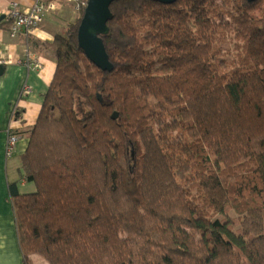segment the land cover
I'll list each match as a JSON object with an SVG mask.
<instances>
[{"label": "trees", "instance_id": "obj_1", "mask_svg": "<svg viewBox=\"0 0 264 264\" xmlns=\"http://www.w3.org/2000/svg\"><path fill=\"white\" fill-rule=\"evenodd\" d=\"M85 7L38 41L57 67L21 155L36 190L9 184L23 264H264V0H116L111 71Z\"/></svg>", "mask_w": 264, "mask_h": 264}, {"label": "crops", "instance_id": "obj_2", "mask_svg": "<svg viewBox=\"0 0 264 264\" xmlns=\"http://www.w3.org/2000/svg\"><path fill=\"white\" fill-rule=\"evenodd\" d=\"M33 2L0 0V56L6 60L4 72L0 75V264H23L9 184L17 181L21 193L36 190L35 184L23 177L21 155L28 147L29 131L38 120L57 67L56 60L38 46V41L54 40L55 34L77 18L72 3L56 0V9L49 12L43 23L31 34L21 33L12 37L11 20L8 17L10 7L17 4L19 10L25 11ZM30 57L39 60L41 67L28 65ZM24 88H27L26 92ZM17 107L22 111L20 117L13 115ZM10 130L20 138L14 154L8 157L6 145ZM31 259L34 264L47 263L36 254L31 255Z\"/></svg>", "mask_w": 264, "mask_h": 264}, {"label": "water", "instance_id": "obj_3", "mask_svg": "<svg viewBox=\"0 0 264 264\" xmlns=\"http://www.w3.org/2000/svg\"><path fill=\"white\" fill-rule=\"evenodd\" d=\"M116 0H88L78 29L79 46L84 50L87 58L98 68L111 71L114 65L110 61L102 36L109 33L108 22L112 18L111 4ZM163 3H173L176 0H159ZM4 65L0 64V75L4 72ZM99 99H101V96ZM119 113L112 114L117 119ZM135 156V151H133Z\"/></svg>", "mask_w": 264, "mask_h": 264}, {"label": "built area", "instance_id": "obj_4", "mask_svg": "<svg viewBox=\"0 0 264 264\" xmlns=\"http://www.w3.org/2000/svg\"><path fill=\"white\" fill-rule=\"evenodd\" d=\"M69 3H72L76 10H80L81 5H87L84 0H66ZM56 0H34L33 4L30 8L25 11H21L18 9L17 4H12L8 11V17L12 20L10 26V33L12 37H16L21 33L25 35H29L33 32L34 29L38 28L43 21L45 20L46 15L54 11L56 9ZM6 62L5 58L0 56V64H4ZM30 66H34V68H40V61L30 57L29 64ZM25 92L27 88H24ZM24 92V93H25ZM15 117V110L13 113ZM20 136L10 130L8 133L6 152L7 156L10 157L14 154L16 144L19 141Z\"/></svg>", "mask_w": 264, "mask_h": 264}, {"label": "rangeland", "instance_id": "obj_5", "mask_svg": "<svg viewBox=\"0 0 264 264\" xmlns=\"http://www.w3.org/2000/svg\"><path fill=\"white\" fill-rule=\"evenodd\" d=\"M74 10H75V12H77L76 14H77V16L79 15V10H76V8H75V6H74ZM73 22V21H72ZM71 23V22H70ZM66 24H67V22H66ZM236 214H235V212L234 211H231L230 213H229V216H235ZM222 216H224V215H221L220 217H222ZM33 255V254H32ZM38 257H41V256H39L38 255ZM42 258V257H41ZM45 260V259H44ZM46 261V260H45ZM47 262V261H46ZM41 263H43V264H48V263H44V262H41Z\"/></svg>", "mask_w": 264, "mask_h": 264}]
</instances>
